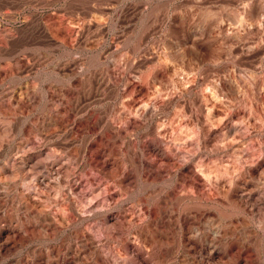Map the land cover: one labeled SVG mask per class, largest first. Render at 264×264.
I'll return each instance as SVG.
<instances>
[{"label": "rangeland", "instance_id": "374dc122", "mask_svg": "<svg viewBox=\"0 0 264 264\" xmlns=\"http://www.w3.org/2000/svg\"><path fill=\"white\" fill-rule=\"evenodd\" d=\"M0 264H264V0H0Z\"/></svg>", "mask_w": 264, "mask_h": 264}]
</instances>
